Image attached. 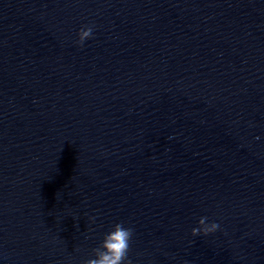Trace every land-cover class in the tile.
<instances>
[{"label": "water", "instance_id": "water-1", "mask_svg": "<svg viewBox=\"0 0 264 264\" xmlns=\"http://www.w3.org/2000/svg\"><path fill=\"white\" fill-rule=\"evenodd\" d=\"M120 222L132 264H264V0H0V264Z\"/></svg>", "mask_w": 264, "mask_h": 264}, {"label": "clouds", "instance_id": "clouds-1", "mask_svg": "<svg viewBox=\"0 0 264 264\" xmlns=\"http://www.w3.org/2000/svg\"><path fill=\"white\" fill-rule=\"evenodd\" d=\"M94 25H85L78 32L77 43L82 47L86 40L93 38ZM95 223L96 217H90ZM208 217L199 219V226L192 229V235H209L220 229L216 222L207 223ZM134 236L132 227H125L123 222L116 223L112 229L104 235L101 244L93 249L94 257L85 261V264H132L129 258L131 241Z\"/></svg>", "mask_w": 264, "mask_h": 264}]
</instances>
